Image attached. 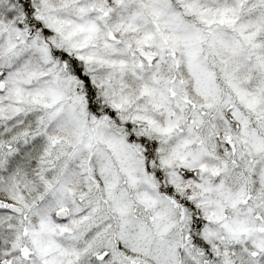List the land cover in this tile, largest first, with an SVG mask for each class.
Segmentation results:
<instances>
[{
	"label": "snow or ice",
	"instance_id": "obj_1",
	"mask_svg": "<svg viewBox=\"0 0 264 264\" xmlns=\"http://www.w3.org/2000/svg\"><path fill=\"white\" fill-rule=\"evenodd\" d=\"M0 264H264V0H0Z\"/></svg>",
	"mask_w": 264,
	"mask_h": 264
}]
</instances>
